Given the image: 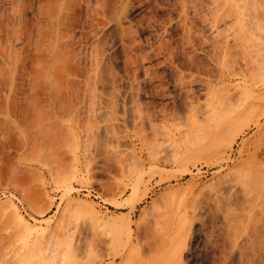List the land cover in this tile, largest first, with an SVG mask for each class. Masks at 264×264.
I'll use <instances>...</instances> for the list:
<instances>
[{"label":"rangeland","instance_id":"374dc122","mask_svg":"<svg viewBox=\"0 0 264 264\" xmlns=\"http://www.w3.org/2000/svg\"><path fill=\"white\" fill-rule=\"evenodd\" d=\"M262 148L264 0H0V264H264Z\"/></svg>","mask_w":264,"mask_h":264},{"label":"bare ground","instance_id":"6f19581e","mask_svg":"<svg viewBox=\"0 0 264 264\" xmlns=\"http://www.w3.org/2000/svg\"><path fill=\"white\" fill-rule=\"evenodd\" d=\"M227 37V36H226ZM225 37V38H226ZM225 45H224V52L226 53V54H230V55H233L234 54V52H236L238 55L239 54H241L242 55V58L243 59H245L246 60V62H248V60L249 61H252L253 59H254V56H256V55H258L257 54V52L259 51L258 50V48H257V43H256V41L254 40V38L252 37V35H248L247 34V37H246V39H241V41H240V43H234V44H231L230 43V39L229 38H227L225 41ZM235 48V49H234ZM55 52V51H54ZM54 52H52V53H54ZM55 54V53H54ZM56 55V54H55ZM240 55V56H241ZM48 67V69L49 70H47V71H50L53 67H51L52 65H47ZM49 66L51 67V68H49ZM45 68H46V66H45ZM44 68V69H45ZM46 68V69H47ZM54 70V69H53ZM46 71V72H47ZM246 90H248V89H246ZM244 96H242L243 98H242V101H240V102H238V103H234V102H232V98H230V96H229V93H225V94H223V96L222 97H219V105H221V107H220V109L219 108H216L215 110H216V112L218 113V118H217V116L215 117V115H214V117L217 119V120H215V118H214V123H216V125H218L217 123H219V119H220V121L222 122V125H221V131H223L225 128H227L228 126H232V125H236V124H242V123H244V122H248V121H251V120H256V122H259V115H258V108H257V106H258V104H257V102H258V100H260L261 99V97L259 96V95H261L260 93H257V91H245L244 93ZM214 111V110H213ZM212 111H210V113H211ZM216 112H214L215 114H217ZM259 114H260V111H259ZM211 115H213V113L211 114ZM210 115V116H211ZM212 117V116H211ZM255 122V121H254ZM240 124V125H241ZM219 125H220V123H219ZM236 128V127H235ZM240 128V127H239ZM259 152H261V154L263 153V155H264V148H262ZM257 155H259V154H257ZM153 159H156L155 157H153ZM152 159V160H153ZM158 161V160H157ZM156 161V162H157ZM262 173H263V175H262ZM260 176L261 177H259L261 180H263V176H264V172L262 171L261 173H260ZM264 181V180H263ZM261 207H263L262 208V210H264V206H261ZM252 210V209H251ZM12 211V210H11ZM261 213H263L264 211H260ZM259 212V213H260ZM13 216L15 217V218H17L18 220H20L21 222H23V217H22V215H21V213L16 209V208H14L13 209ZM253 214H251V216H252ZM256 215V216H255ZM251 216H250V214H249V221H247V223H243V226H245V225H247V227L249 226H252L251 224H253L254 226H252L251 228V230H249L248 232L247 231H245L244 232V230H248V229H250L249 227L247 228L246 226V228H244V227H242V224L240 225L237 221L236 222H230V223H232L233 225H235L236 226V228L234 227V229H237L236 230V232H238V229L240 228V232H239V234H240V238L242 237L241 236V234L243 235V237H244V239H245V234L246 233H249V235H247V237H246V240L247 241H249L250 240V243H256V241L255 240H260V239H262L261 240V242L259 241V243H260V246L258 245V249H259V247H260V249H261V252H264L263 251V249H264V232H263V234H262V237H261V230H263L264 231V220L262 219V223H263V225L262 224H260V223H258V222H260V220H261V218L259 217L258 219H257V217L259 216H257V213L256 212H254V215H253V217L251 218ZM240 216H238V218L236 217V220H240V218H239ZM251 218V219H250ZM254 218H256L257 220H254ZM263 218H264V216H263ZM235 221V220H234ZM251 221H252V223H251ZM255 221V222H254ZM228 222V223H229ZM254 222V223H253ZM229 223V226H228V230H230V233L233 235L235 232V230L234 231H232L231 230V227L230 226H233V225H231ZM235 223V224H234ZM249 223H251L250 225H249ZM256 223H258L257 225H256ZM260 224V225H259ZM240 225V226H239ZM259 226H260V228H259ZM230 228V229H229ZM233 228V227H232ZM244 229V230H243ZM241 230H243L242 231V233H241ZM251 231V232H250ZM235 234H237V233H235ZM255 237L253 240H252V237ZM249 237V238H248ZM257 237H259V238H257ZM248 238V239H247ZM235 241H237V240H235ZM243 240H240V241H238V242H240V244H241V242H242ZM252 241H254V242H252ZM238 242H235V245L238 243ZM243 242H245V241H243ZM242 242V243H243ZM258 242V241H257ZM249 243V244H250ZM258 243V244H259ZM240 244L238 243L237 245H238V247L240 246ZM244 244H246V243H244ZM249 244H246V245H248L247 247H249L248 249L250 250V247L253 249V247L254 246H251V244H250V246H249ZM237 245L235 246L236 248H238L237 247ZM246 245H241L240 247H239V249L241 248H245L244 246H246ZM255 246H257V243H256V245ZM261 246H263V248H261ZM247 247L245 248V251H244V253L245 252H247V251H249L248 249H247ZM256 248V247H255ZM253 249L254 250V252H256L257 250L256 249ZM238 249V250H239ZM240 249V250H241ZM246 249H247V251H246ZM259 249V250H260ZM237 250V251H238ZM243 250V249H242ZM242 250L241 251H238V252H240L239 254H240V256H242V254H241V252H242ZM256 250V251H255ZM258 250V254L260 253V251ZM252 253H253V251L251 250V253H249V254H251V256H252ZM248 254V255H249ZM254 254V253H253ZM257 254V252L255 253V255ZM260 254H262V253H260ZM244 255H246L247 256V254H244ZM251 256H249V258L250 259H252L253 258V256H252V258H251ZM260 259H261V257L260 256H258ZM257 257V258H258ZM242 258V260L244 261V263H245V261L248 259V257H246V258H244L243 259V257H241ZM255 258V257H254ZM258 258V260H260ZM249 259V260H250ZM253 260V259H252ZM252 260H250V261H252ZM257 260V259H256ZM255 259L253 260L254 262L256 261ZM249 262H246L245 264H248ZM250 263H252V262H250Z\"/></svg>","mask_w":264,"mask_h":264}]
</instances>
